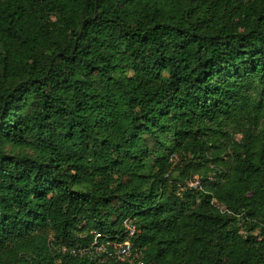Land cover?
Wrapping results in <instances>:
<instances>
[{"label": "trees", "instance_id": "1", "mask_svg": "<svg viewBox=\"0 0 264 264\" xmlns=\"http://www.w3.org/2000/svg\"><path fill=\"white\" fill-rule=\"evenodd\" d=\"M126 218L140 264H264V0H0V264H124L77 251Z\"/></svg>", "mask_w": 264, "mask_h": 264}, {"label": "built area", "instance_id": "2", "mask_svg": "<svg viewBox=\"0 0 264 264\" xmlns=\"http://www.w3.org/2000/svg\"><path fill=\"white\" fill-rule=\"evenodd\" d=\"M188 188L201 189L200 181L195 178L187 184ZM126 239L122 242L103 241L99 232H92L93 240L86 248H80L77 251L79 255L89 256L98 263L119 262L124 264H140V253L133 248L131 239L136 234V228L133 221L126 218L122 222ZM74 253V251H72Z\"/></svg>", "mask_w": 264, "mask_h": 264}, {"label": "rangeland", "instance_id": "3", "mask_svg": "<svg viewBox=\"0 0 264 264\" xmlns=\"http://www.w3.org/2000/svg\"><path fill=\"white\" fill-rule=\"evenodd\" d=\"M240 134H234L233 136H232V139L233 140H235V141H239L240 140ZM197 179L198 180V182H199V177H197L196 175L193 177V179ZM189 183V182H188ZM215 206L217 207V208H219L220 210H223V207H222V205H220V204H215Z\"/></svg>", "mask_w": 264, "mask_h": 264}]
</instances>
